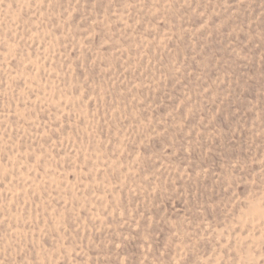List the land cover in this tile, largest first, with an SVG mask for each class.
Returning a JSON list of instances; mask_svg holds the SVG:
<instances>
[{
	"label": "rangeland",
	"instance_id": "1",
	"mask_svg": "<svg viewBox=\"0 0 264 264\" xmlns=\"http://www.w3.org/2000/svg\"><path fill=\"white\" fill-rule=\"evenodd\" d=\"M0 264H264V0H0Z\"/></svg>",
	"mask_w": 264,
	"mask_h": 264
}]
</instances>
